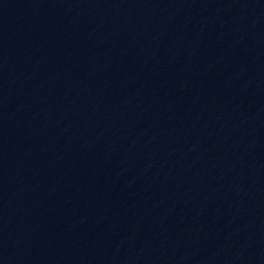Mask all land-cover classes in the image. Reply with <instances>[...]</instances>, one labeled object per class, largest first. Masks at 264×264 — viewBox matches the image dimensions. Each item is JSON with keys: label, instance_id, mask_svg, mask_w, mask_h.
<instances>
[{"label": "water", "instance_id": "1", "mask_svg": "<svg viewBox=\"0 0 264 264\" xmlns=\"http://www.w3.org/2000/svg\"><path fill=\"white\" fill-rule=\"evenodd\" d=\"M0 264H264V0H0Z\"/></svg>", "mask_w": 264, "mask_h": 264}]
</instances>
